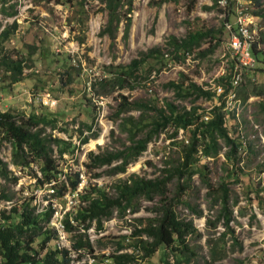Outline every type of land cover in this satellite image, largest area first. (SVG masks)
<instances>
[{"label": "trees", "instance_id": "obj_1", "mask_svg": "<svg viewBox=\"0 0 264 264\" xmlns=\"http://www.w3.org/2000/svg\"><path fill=\"white\" fill-rule=\"evenodd\" d=\"M61 0L63 4H74L78 6L79 12L84 16V0ZM107 11V21L100 31V35L115 37V30L122 14L119 9L126 6L124 16L131 10L132 0H101ZM254 4L251 9L249 4L246 12L253 18L260 17L264 26V2L263 0H249ZM8 0H0V14L11 17L17 14L14 4L7 5ZM236 0H227L225 11L235 14ZM218 6V0H212V5L204 6L205 9L215 8ZM124 37H126L130 17H126ZM229 23V18H225ZM232 29H235L234 23H229ZM225 25V24H224ZM0 22V82L7 81V85L19 82L24 78H31L34 74L25 76L24 69L31 66L30 56H25L20 51V45L15 44L13 47H6L7 41L13 36L17 27L15 20L13 23L1 28ZM226 26V25H225ZM224 27H222L223 29ZM222 29L214 28H195L189 30L183 38H177L174 35L168 36L166 40L167 50L153 47L146 52H140L138 57L131 59L126 64L113 65L109 64L104 67L103 74L92 83L91 87L96 88L98 84L100 90L96 93L99 96L110 94L116 89H134L142 86L148 81L153 71L158 72L168 62L183 63L187 55L196 53L197 57H205L214 51L220 39L217 37ZM260 42H264V32H261ZM210 41L216 40L215 44L202 48L201 44L204 39ZM83 39L81 38L80 41ZM32 49V45L28 46ZM251 50L256 59V64L250 70L249 75H245L243 82L239 83L236 90V97L241 102H245L250 94L261 96L264 94V83L258 82L257 78H252L255 72H264V51L258 47V42L253 41ZM31 55V54H29ZM234 66L230 61V69ZM76 68L78 74L80 67ZM71 68H65L59 72V81L63 85L71 84ZM249 72V70H248ZM180 83L171 81L167 85L172 88L177 98L191 99V102L204 98L217 100L209 110L200 108L197 105H191L189 108H178L172 102H165L164 107H157L154 102L139 99L128 100L127 97L118 93L115 99L118 104L114 116L120 119L119 129L127 134L128 145H124L121 150L103 151L99 153L89 152L87 154L88 162L84 163L87 172L104 165H111L117 162L110 169L111 173L125 172L126 166L135 161L138 156L146 149L147 144L152 137L160 133H166L168 138L174 139L180 129L186 133L184 139H174L172 144L178 147L179 157L177 160H168L165 163L169 166L161 169V174L155 178H145L138 175H129L127 179L119 180L114 183L112 188L114 194H109L105 187L88 185L83 194L80 195L84 204H78L74 210L67 213L64 218L66 235L70 240V249L66 247L59 248L56 244L57 232L51 228H43L44 224L49 221L52 213L50 204H47L44 211L37 212L33 204V191L16 207L12 205L9 209L0 208V264H70L74 259L71 251L78 255L90 253L92 251V242L87 233V229L95 224V229H102L103 220L110 219L116 211L119 217H122L125 211L131 207V211L137 209V199L144 197L152 200L159 197L158 205L153 206L151 211L157 212L154 218L138 219L139 226H135L129 235L112 236L104 235L99 238L100 247H105L107 242L116 245L115 252L102 254L101 261L106 260L107 264H153L151 258L157 251L162 256L159 264H171L168 257L172 256L174 264H198L196 246L192 244L201 236L195 228L192 218L181 217L176 212V207L183 205L189 209L190 213L196 217L202 215L201 209L182 199L190 187L192 176L197 174L206 189V195L211 198L209 210L214 209L216 204L219 208L215 211L214 219H206V226L215 229L218 223L224 226V231L219 236H210L206 240L208 246L209 260L207 264H218L227 255L223 237L230 234L234 244L238 241L230 228V221L233 220L232 205L237 204V197H232L230 184L239 181L238 163L240 156L238 151L246 148L250 153L252 143L247 142L240 134L234 131L230 126V112L224 109L225 95L231 88V73L227 71L225 75L215 80L217 86L222 91L217 94L213 89H204L201 85L191 81L185 74H181ZM6 82L0 85L6 87ZM34 92L44 89L47 82L41 77H36L33 82ZM89 92L82 93L84 100V114L80 120V125L76 128L79 145L85 144L91 137H96V131H93V110L91 98L87 96ZM48 97H51L46 92ZM84 97V98H83ZM154 103V104H153ZM79 105V106H80ZM260 113L264 121V102L258 103ZM138 110V116L130 114L131 111ZM154 111L153 115H148L149 111ZM70 112L78 114L75 105ZM128 113L127 116L120 115ZM60 115V114H56ZM207 116V118H205ZM89 118V120H88ZM58 119L55 115L48 112L31 111L26 114L23 111L0 110V148L3 141L11 145V163L19 170H32V164H38L40 175L32 170L35 188L42 187L55 179L62 169L59 167L58 158L62 159L63 155L72 156L74 149L77 147L71 140H65L52 133H46V129H60L69 131L66 126L58 127ZM72 123L75 120H71ZM76 123V122H75ZM170 128L172 129L169 132ZM86 129L88 134H84ZM59 130V131H60ZM70 134V133H69ZM140 135V136H139ZM91 140L88 142L90 143ZM87 143V144H88ZM225 159L229 162L226 167V175L214 186L208 177L207 164L201 163V158H216L222 148ZM56 150V153H55ZM56 154V155H55ZM19 177L14 175L8 169V163L0 158V179L4 183L17 182ZM184 178V182H181ZM68 186L75 189L79 183L78 172L67 174ZM176 180L175 188L172 195L168 196V184ZM8 187L0 183V202L12 201V193L8 192ZM67 191V185L61 183L54 196L61 199ZM231 200V202H230ZM230 202V203H229ZM258 207H264V199L260 196L257 201ZM72 217L75 224L69 221ZM84 230V231H81ZM215 231V230H214ZM214 233V232H213ZM220 241V242H219ZM130 248L132 251L118 252L121 249ZM91 254V253H90ZM95 258V256H94ZM261 257H259V262ZM221 264V263H219ZM235 264H260L237 260Z\"/></svg>", "mask_w": 264, "mask_h": 264}, {"label": "rangeland", "instance_id": "obj_2", "mask_svg": "<svg viewBox=\"0 0 264 264\" xmlns=\"http://www.w3.org/2000/svg\"><path fill=\"white\" fill-rule=\"evenodd\" d=\"M237 2L238 4L240 2L241 8L249 4L251 9L254 8V4L249 0H236L235 5ZM9 4L15 5L17 14L11 17L0 14L1 28L13 23L14 20L17 27L13 36L7 41L6 47L20 45L21 53L31 58L28 63L32 62L31 66L24 69L23 74L25 76L34 75L32 79L27 77L10 86L7 85L6 80L4 81L6 87H0V110L23 111L26 114L31 111L52 113L58 119L57 126L59 128L62 126L70 128L68 132H63L60 129L51 130L50 127L46 129V133L51 132L54 136L71 140L77 146L72 156L63 155V158L60 159L55 154L59 167L70 173H75L77 170L87 172L84 163L88 162L87 154L89 152L117 151L121 150L125 144H129L127 134L118 127L120 119L114 116L118 104L115 97L119 92L124 94L128 100L143 99L154 102L157 107H164L165 102H172L179 109L197 105L202 109L209 110L217 103L215 98L213 100L200 98L193 102L189 98L183 100L177 98L174 90L167 84L171 81L180 83L183 73L204 89H213L219 94L215 80L231 70L230 61L234 64L227 44L229 30L225 26L228 23L225 18H229V23H233L235 16L227 14L219 4L215 8L205 9L204 6L212 5V0H132L131 10L125 16L126 6L119 9L122 16L115 30L114 38L100 35V31L107 21V11L101 0H84V16L79 12L77 5L63 4L61 0H8L7 5ZM128 16L130 21L126 37H124L126 17ZM249 16L252 19L250 29L254 34V41L258 42V47L264 51V42L259 40L262 37L261 32H264L262 19L260 17L253 18L250 14ZM222 27L224 28L222 29ZM195 28L222 29V32L217 34L220 42L211 54L197 57L194 52L187 55L183 63L168 62L158 72L153 71L144 85L134 89H116L110 94L99 96L96 91L100 90V86L97 84L95 89L91 87L92 83L103 74L105 66L109 64L126 65L131 59L138 57L140 52H146L153 47H159L165 51L167 50L168 36L174 35L177 38H183L189 30ZM81 38L82 41H80ZM215 43V39L210 41L209 38H206L200 49ZM29 45H32L33 53H31L32 49L28 47ZM71 66L80 67L79 73L77 74L76 68L72 69ZM66 67L71 68L72 82L63 85L59 81V72ZM251 72L249 69V72L246 70L244 74L249 75ZM36 77H41L47 82L45 88L38 92H34L35 88L32 85ZM252 78H257L259 83H264V72H255ZM4 82H0V85H3ZM84 91L89 92L87 96L94 104L93 131H96L97 136L91 137L90 143L88 141V144L79 145L78 134L74 130L80 125L81 117L84 114L87 115L83 105H80L84 103L82 99ZM46 92L51 97H48ZM43 97L51 99L46 104L47 106L42 104ZM259 102H264V94L261 96L250 94L245 102H241L239 99L232 102L231 110L226 109L230 112L229 126L247 142L252 143L254 153H250L247 148L238 151L237 156H240L239 181L229 185L232 189V197H237V204L231 206L234 219L230 221L229 225L238 243L234 244L227 232L223 237V241H226L227 255L216 262L218 264H235L237 260L245 262L250 260L252 263L264 264V207H258L257 204L259 196L264 199V121L261 118ZM74 105L75 110H79L80 116L70 112ZM139 113L138 110L130 112L135 117ZM153 113L154 111L151 110L148 115L152 116ZM127 114L122 113L120 117L127 116ZM71 120L75 121L72 123ZM171 130L170 128L169 132ZM186 136L184 130L180 129L174 139L181 140ZM174 139L168 138L166 133L152 137L141 155L126 166L125 172H110L112 166L117 162L104 165L89 172L91 174L89 175V184L105 187L109 194H114L113 184L119 180L127 179L129 175L135 174L145 178L159 176L161 169L169 166L165 163L166 161H176L179 157L178 147L171 142ZM225 150V147L222 148L216 158H201V163L208 166V177L214 186L226 175L225 169L229 162L225 159ZM10 152V143L3 141L0 158L6 161L8 169L19 177L15 184L4 183L0 179V183L6 185L9 188L8 192L13 194L11 202H0V208L7 209L14 204L16 207L19 206L25 197L30 196L31 192L36 190L32 170L40 175L37 163L32 164L31 171L27 168L22 171L10 164ZM180 181L184 182V178ZM175 182L176 180H173L168 184V196L174 192ZM189 184L190 187L182 199L197 205V208L201 209L202 215L199 217L192 215L189 209L183 205H179L175 209L181 217L192 218L195 228L201 234L198 240L192 241V244L197 247L198 264H207L204 262L209 260L207 238L217 237L225 229L221 223H218L215 229L206 226V219H214L219 204L209 210L211 198L206 195V189L197 174L192 176ZM158 202L159 197L152 200L144 197L138 198L135 211H131V207H129L130 211L126 210L122 217H119L115 211L114 217L104 221L102 229L98 233L92 223L91 228L87 230L92 241V251H89L91 255L72 253L75 258L73 264H107L106 260L101 261L102 254L115 252L116 245L107 242L105 247H100L99 238L104 235L129 237L133 228L139 226L138 219L144 220L156 216L157 212L151 211V208L158 205ZM66 241L69 242L68 237H66ZM125 251L131 252L132 250L124 248L118 252ZM161 256V252L157 251L151 258L153 264H159ZM259 257H261L260 262ZM90 258L93 259L91 263H89ZM167 259L171 264H174L172 256Z\"/></svg>", "mask_w": 264, "mask_h": 264}, {"label": "built area", "instance_id": "obj_3", "mask_svg": "<svg viewBox=\"0 0 264 264\" xmlns=\"http://www.w3.org/2000/svg\"><path fill=\"white\" fill-rule=\"evenodd\" d=\"M218 4L225 9L227 0H218ZM236 6L237 7L235 8L236 11L234 14L235 20L233 22L235 25V29H232L229 23L226 24L229 30V39L227 44L231 51V59L234 61V66L230 70L231 78L229 82L231 84V88L224 96L225 110H231L232 102L238 101L236 97V87L242 81L245 71L253 68L256 64V59L251 50L252 42L255 39L254 34L250 29L252 19L245 11L246 8L240 7V2L239 4L237 2ZM216 89L218 90V93L222 91L220 86H217ZM49 100L51 99L43 97L42 104L44 106H47L46 104L49 103ZM205 118H207V116ZM83 133L88 134V131L84 130ZM76 172H78L79 183L75 189H70L67 183V174H69L70 172L62 170L58 173L55 179L51 180L49 183L44 184L42 187L35 188L36 190L33 191V204L36 206L37 212L44 211L47 204L51 205L53 211L50 215L49 221L44 224L43 228H51L57 232L58 237L56 243L58 246H61L66 242V231L64 223L65 215L74 210L78 204H84V201H81L80 199V195L84 193L85 188L89 185L90 181L89 175L91 174L89 172L87 173L80 170H77ZM61 183L67 185V191L61 197V199H59L54 196V194L57 187ZM129 211L130 210L127 209V212ZM69 221L72 224H75V221L71 216L69 217ZM91 226L89 228H91ZM92 260L93 259L90 258L89 262H92Z\"/></svg>", "mask_w": 264, "mask_h": 264}, {"label": "clouds", "instance_id": "obj_4", "mask_svg": "<svg viewBox=\"0 0 264 264\" xmlns=\"http://www.w3.org/2000/svg\"><path fill=\"white\" fill-rule=\"evenodd\" d=\"M1 149V148H0ZM10 156H11V152H10ZM10 161H11V159H10ZM6 162V161H5ZM10 164H12L11 162H10ZM129 209V208H128ZM114 217V216H113ZM111 219V218H110ZM107 220H109V219H107ZM104 221H106V220H103V222ZM103 222H102V224H103ZM95 225V224H94ZM96 230V229H95ZM99 230H101V229H99ZM98 230V231H99ZM98 231H96V233H98ZM57 237H58V235H57ZM66 237H68L67 235H66ZM57 240V239H56ZM91 240V239H90ZM56 242V241H55ZM67 242V241H66ZM64 243L63 245H61V246H58L59 248H61V247H66V248H68V249H70V244L68 245V243L70 242V240H69V242H67V243ZM92 242V241H91ZM57 244V243H56ZM72 253H75L74 251H71V256H72ZM88 254H90V253H88ZM78 255V254H77ZM91 255V254H90ZM73 257V256H72ZM74 258V257H73ZM75 259V258H74ZM74 259L71 261V263L70 264H73V261H74ZM93 261V260H92ZM89 263H91V262H89Z\"/></svg>", "mask_w": 264, "mask_h": 264}]
</instances>
